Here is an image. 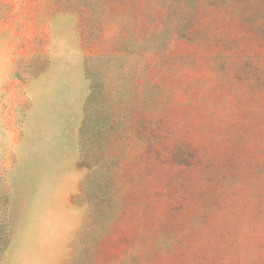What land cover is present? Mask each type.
Returning a JSON list of instances; mask_svg holds the SVG:
<instances>
[{
	"label": "rangeland",
	"instance_id": "rangeland-1",
	"mask_svg": "<svg viewBox=\"0 0 264 264\" xmlns=\"http://www.w3.org/2000/svg\"><path fill=\"white\" fill-rule=\"evenodd\" d=\"M0 264H264V0H0Z\"/></svg>",
	"mask_w": 264,
	"mask_h": 264
}]
</instances>
